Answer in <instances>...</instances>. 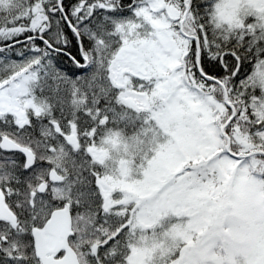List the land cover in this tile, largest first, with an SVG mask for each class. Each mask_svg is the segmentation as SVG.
<instances>
[{"label":"snow or ice","instance_id":"1","mask_svg":"<svg viewBox=\"0 0 264 264\" xmlns=\"http://www.w3.org/2000/svg\"><path fill=\"white\" fill-rule=\"evenodd\" d=\"M0 264H264V0H0Z\"/></svg>","mask_w":264,"mask_h":264}]
</instances>
